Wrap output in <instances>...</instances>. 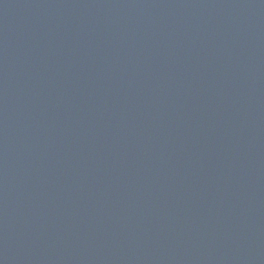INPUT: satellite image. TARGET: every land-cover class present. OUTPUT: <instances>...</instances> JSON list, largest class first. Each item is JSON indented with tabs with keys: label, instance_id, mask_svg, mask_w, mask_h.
<instances>
[{
	"label": "water",
	"instance_id": "obj_1",
	"mask_svg": "<svg viewBox=\"0 0 264 264\" xmlns=\"http://www.w3.org/2000/svg\"><path fill=\"white\" fill-rule=\"evenodd\" d=\"M0 264H264V0H0Z\"/></svg>",
	"mask_w": 264,
	"mask_h": 264
}]
</instances>
